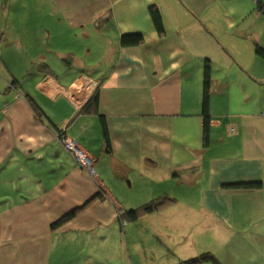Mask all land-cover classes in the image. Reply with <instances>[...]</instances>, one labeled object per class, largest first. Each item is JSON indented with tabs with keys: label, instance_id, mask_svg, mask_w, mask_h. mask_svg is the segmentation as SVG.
Returning <instances> with one entry per match:
<instances>
[{
	"label": "crops",
	"instance_id": "1",
	"mask_svg": "<svg viewBox=\"0 0 264 264\" xmlns=\"http://www.w3.org/2000/svg\"><path fill=\"white\" fill-rule=\"evenodd\" d=\"M12 1L0 0V66L12 80L0 107V264H176L204 253L264 264V0H15L21 10L5 18ZM127 34L142 43L123 47ZM4 39L27 58L5 55ZM59 137L94 158V179ZM247 183L260 187L228 188ZM99 188L109 199L90 201ZM160 196L173 202L120 220ZM148 227L162 247L153 254L134 240Z\"/></svg>",
	"mask_w": 264,
	"mask_h": 264
},
{
	"label": "trees",
	"instance_id": "2",
	"mask_svg": "<svg viewBox=\"0 0 264 264\" xmlns=\"http://www.w3.org/2000/svg\"><path fill=\"white\" fill-rule=\"evenodd\" d=\"M258 8L261 9V4L258 3ZM150 18L153 23V27L156 30V32L160 35L164 32L163 30V23L161 20V15L160 12L157 8H151L149 10ZM143 38L140 34H127L123 35L121 37V45L123 47H134L138 46L142 43ZM257 55L260 57H264V51L260 48L257 47L256 50ZM2 63L1 57H0V64ZM42 69H45V67H42ZM209 89H210V75H209V70L208 67H206L204 76H203V95H202V114L204 117V139L205 141L207 140V119H208V100H209ZM94 99V98H93ZM32 107L34 111L36 112L37 115H43V113L34 105L32 104ZM103 134H104V148L105 151L109 150V139H108V133L106 131V128L103 129ZM63 137V136H62ZM62 137H59V139H62ZM260 187L259 184L255 183H247V184H238V185H232L228 186L230 189H240V190H251V189H256ZM96 199H104L102 197L101 193H98L97 196L93 197L90 201H94ZM173 202V200L167 196H160L158 198L153 199L152 201L138 207L137 209L130 210L127 212H124L122 216H120V220L122 222H128V223H134L141 217L145 215H150L152 213H155L156 211L160 210L161 208L167 206V204ZM90 202L85 204L81 209L74 210L70 212L69 214L63 216L61 219L58 221L54 222L51 225L52 229H57L61 227L63 224L67 223L71 219H73L79 212L83 211ZM176 264H220L216 257L210 253H204L200 254L197 257L185 260V261H179Z\"/></svg>",
	"mask_w": 264,
	"mask_h": 264
},
{
	"label": "rangeland",
	"instance_id": "3",
	"mask_svg": "<svg viewBox=\"0 0 264 264\" xmlns=\"http://www.w3.org/2000/svg\"><path fill=\"white\" fill-rule=\"evenodd\" d=\"M17 10H21V8H20V6H17L16 5L15 0H13L12 2L7 3V5L5 7V12H6L5 13V18H8L9 17V18L12 19V18L16 17V14L18 15ZM9 23H11L10 20H9ZM37 26H38V24L36 22L35 27H37ZM9 27L10 26H7L6 28H4V30L6 31V34L7 35H8L7 31L10 30ZM18 38H19V36L14 37V39H18ZM6 43H7V40L4 39L3 44H2V48H4L3 49L4 50V53L9 58L11 57V52H14V57H17L18 55L21 56L22 58L25 57L23 54L20 53V50H19L20 48L18 46L19 45L18 44L19 41H17V43L14 42L15 43L14 46H12L10 44L9 47H7ZM28 53H30V51L25 52V54H27V55H28ZM25 58H27V57H25ZM6 71L7 70H5L4 66L3 67L0 66V107H1V105H3L5 103L6 100H8L10 98L9 95L6 92H7L8 89H10V86L8 87V85L11 84L12 80L6 82V79H7L6 77L8 76V75H6L7 74ZM91 178H93V177L91 176ZM98 192L101 193L102 197H104V200L109 199V195L105 192V190L99 188ZM119 215H120V213H119ZM120 216H122V214ZM139 226H136L135 225L134 227H136L135 228L136 230H140V227ZM145 236H146V239H150V240L146 244H142L143 242L146 241V239L144 240L143 235L140 237L139 235L135 234V239L134 240L139 243V246H140L141 250H143L144 248H147V251L150 252L151 254H153L154 251L152 249L155 248L154 249L155 251L156 250H159L160 251V248L162 249V247L160 246V240H159V238L154 234V232L152 231V229L150 227L147 228L146 233H145ZM130 254H135L134 253V249H131L130 250Z\"/></svg>",
	"mask_w": 264,
	"mask_h": 264
},
{
	"label": "built area",
	"instance_id": "4",
	"mask_svg": "<svg viewBox=\"0 0 264 264\" xmlns=\"http://www.w3.org/2000/svg\"><path fill=\"white\" fill-rule=\"evenodd\" d=\"M95 86L96 84L89 85L90 88L91 87L93 88ZM59 140L63 145V147L67 150V152L74 158L76 163L88 174L94 176V171H93V165L95 161L94 158L89 154H87L84 150L80 149L74 141L69 140L68 138H62Z\"/></svg>",
	"mask_w": 264,
	"mask_h": 264
}]
</instances>
